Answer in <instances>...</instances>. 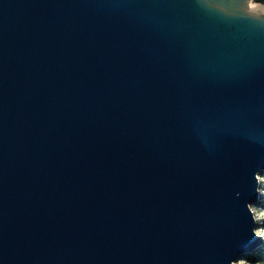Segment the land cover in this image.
Listing matches in <instances>:
<instances>
[{
    "label": "water",
    "instance_id": "obj_1",
    "mask_svg": "<svg viewBox=\"0 0 264 264\" xmlns=\"http://www.w3.org/2000/svg\"><path fill=\"white\" fill-rule=\"evenodd\" d=\"M264 0H0V264H237L261 243Z\"/></svg>",
    "mask_w": 264,
    "mask_h": 264
},
{
    "label": "rangeland",
    "instance_id": "obj_2",
    "mask_svg": "<svg viewBox=\"0 0 264 264\" xmlns=\"http://www.w3.org/2000/svg\"><path fill=\"white\" fill-rule=\"evenodd\" d=\"M253 6L257 8V11L264 13L263 6L258 4ZM257 191L260 192V197L258 196V200L250 205V210H252L255 219L253 231L256 235L262 234L259 236L261 243L253 251L256 252L253 258L248 256L250 253L240 255L234 260L237 264H264V171L257 173Z\"/></svg>",
    "mask_w": 264,
    "mask_h": 264
},
{
    "label": "built area",
    "instance_id": "obj_3",
    "mask_svg": "<svg viewBox=\"0 0 264 264\" xmlns=\"http://www.w3.org/2000/svg\"><path fill=\"white\" fill-rule=\"evenodd\" d=\"M254 4H255V3L250 2L249 5H248L249 8H250V9H253V10H256L257 8H254V6H253Z\"/></svg>",
    "mask_w": 264,
    "mask_h": 264
},
{
    "label": "bare ground",
    "instance_id": "obj_4",
    "mask_svg": "<svg viewBox=\"0 0 264 264\" xmlns=\"http://www.w3.org/2000/svg\"><path fill=\"white\" fill-rule=\"evenodd\" d=\"M259 194V195H258ZM258 196L260 197V192L258 193V191H257V200H258ZM251 214H252V216H253V213H252V210H251ZM253 219H254V216H253ZM254 221H255V219H254ZM258 236H262V234L260 235H258Z\"/></svg>",
    "mask_w": 264,
    "mask_h": 264
},
{
    "label": "trees",
    "instance_id": "obj_5",
    "mask_svg": "<svg viewBox=\"0 0 264 264\" xmlns=\"http://www.w3.org/2000/svg\"><path fill=\"white\" fill-rule=\"evenodd\" d=\"M255 253H256V252H252V253L248 254V256L251 257V258H253L254 255H255Z\"/></svg>",
    "mask_w": 264,
    "mask_h": 264
}]
</instances>
